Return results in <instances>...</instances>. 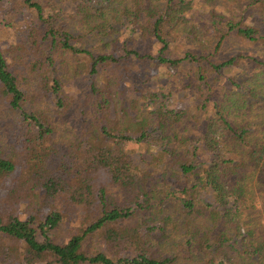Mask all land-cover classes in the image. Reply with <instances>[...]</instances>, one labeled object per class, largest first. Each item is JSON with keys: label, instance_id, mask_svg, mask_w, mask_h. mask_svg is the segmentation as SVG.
Returning a JSON list of instances; mask_svg holds the SVG:
<instances>
[{"label": "trees", "instance_id": "trees-1", "mask_svg": "<svg viewBox=\"0 0 264 264\" xmlns=\"http://www.w3.org/2000/svg\"><path fill=\"white\" fill-rule=\"evenodd\" d=\"M61 2L70 22L59 3L25 0V41L0 48V98L20 110L29 144L24 199L12 210L6 194L0 214V240L18 247L5 256L264 264V59L219 57L235 39L264 43V0ZM167 69H181L171 76L181 93L164 89ZM38 89L55 99L53 116ZM3 152L7 179L16 165ZM69 207L78 220L55 242Z\"/></svg>", "mask_w": 264, "mask_h": 264}, {"label": "rangeland", "instance_id": "rangeland-1", "mask_svg": "<svg viewBox=\"0 0 264 264\" xmlns=\"http://www.w3.org/2000/svg\"><path fill=\"white\" fill-rule=\"evenodd\" d=\"M24 1L25 0H5L0 2V48L1 49L20 47L22 46L23 42L26 39L25 30L27 29V24L25 23L26 10L24 7ZM47 2L50 3L51 6L53 4L56 5V3H59L58 5V10H60L59 21L70 22V17L67 12L69 6L64 7L62 5L61 0H47ZM64 4L66 5V3ZM230 54L231 55L243 54V55L255 56L264 59V43L253 46L245 41L242 40L240 41L235 39L230 42H227L223 50L220 51L219 57L221 60H224ZM22 60L23 58L18 60L15 59L14 62H24ZM16 68L20 72H24V67L22 64L18 63ZM178 70L181 69H173V70L167 69L169 75H167V77L165 76L166 78L162 79V80L168 79V82L163 81L162 83L164 89L165 90L168 89L173 82L177 90L176 91L177 94L181 93V86L179 85L180 79L178 80L179 82H175L171 78V76L176 75ZM150 74L152 76H155V71H151ZM143 79L144 78H142V80ZM72 81L76 82L77 85H80V83H82L81 81H77L75 79H73ZM155 81L156 80L153 77H151V79L148 80V85L145 87V89L148 88L151 89V86L152 84H155ZM28 94L30 96V94H34V93H28ZM33 96H34L33 99H35V96L39 98L36 101L37 106H39L41 109L48 111L49 114L51 113V116L54 115V111H53L55 104L54 98L42 96L40 94L39 89L35 92ZM33 96H31L30 98H32ZM30 98H27V100H29ZM31 106H33L32 101L26 102L25 107L24 105H22V109L24 111L29 112ZM23 124L24 121L21 118L20 110L10 109L7 102L3 101L0 98V151H4L3 153L5 155H8L12 159V162L16 165L15 172L11 176H8L7 179L0 178V214H2V211L4 210H9V209H3L6 208L7 206L6 194H8L15 203V204L12 203L11 205L8 203L12 210H19L20 208V204H18L16 199H14L15 195H20L24 199V195H23L24 184H21V182L22 180H24V153L25 155H29V150H28L29 144L27 143L28 141L26 142L24 141L25 129ZM21 204H24V200L21 202ZM44 210L45 209L44 208L42 209V207L40 206L41 214L44 213ZM77 212L78 210L74 209L73 207H69L68 210L65 212L67 219L61 222L57 227V229L51 234L55 242L62 243L66 241L70 237V235H72V230H73L72 227L78 220ZM18 213L20 214V212ZM2 245L4 246V250L1 249ZM15 247H17L16 244L5 237H3V239L0 240V264H20L19 250L18 252L13 251L14 254L16 255V257L12 259L13 261H10L6 257L8 255L7 250L13 249ZM5 253L7 254L6 256Z\"/></svg>", "mask_w": 264, "mask_h": 264}]
</instances>
